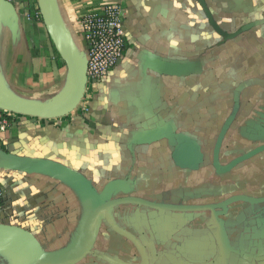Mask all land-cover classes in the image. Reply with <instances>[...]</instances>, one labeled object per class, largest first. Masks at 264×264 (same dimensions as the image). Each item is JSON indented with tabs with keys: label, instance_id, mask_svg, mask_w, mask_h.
Instances as JSON below:
<instances>
[{
	"label": "crops",
	"instance_id": "crops-1",
	"mask_svg": "<svg viewBox=\"0 0 264 264\" xmlns=\"http://www.w3.org/2000/svg\"><path fill=\"white\" fill-rule=\"evenodd\" d=\"M107 2L121 61L69 114L0 128V223L39 264H264V0H50L83 67L80 18ZM28 5L0 0V94L61 106L71 77ZM30 262L0 235V264Z\"/></svg>",
	"mask_w": 264,
	"mask_h": 264
},
{
	"label": "water",
	"instance_id": "water-1",
	"mask_svg": "<svg viewBox=\"0 0 264 264\" xmlns=\"http://www.w3.org/2000/svg\"><path fill=\"white\" fill-rule=\"evenodd\" d=\"M39 13L47 33L54 45L60 58L63 60L69 71L72 81V92L69 101L61 106L40 105L21 100L8 99L0 94V110L19 115H27L39 118H58L63 117L73 111L79 104L86 84L85 66L83 67L75 53L65 40L60 28L55 22L50 0H37ZM126 201L146 204L157 207V204L149 203L140 198H126ZM120 201V200H117ZM0 235L16 238L23 242L30 250V264H39L41 259L40 248L33 236L26 230L19 227L0 223Z\"/></svg>",
	"mask_w": 264,
	"mask_h": 264
},
{
	"label": "built area",
	"instance_id": "built-area-1",
	"mask_svg": "<svg viewBox=\"0 0 264 264\" xmlns=\"http://www.w3.org/2000/svg\"><path fill=\"white\" fill-rule=\"evenodd\" d=\"M79 23L82 38L86 43V81L102 79L121 61L126 50L122 8L117 2L104 3L88 9ZM7 124L6 119L1 120L0 128H5ZM3 194L0 183V206Z\"/></svg>",
	"mask_w": 264,
	"mask_h": 264
},
{
	"label": "trees",
	"instance_id": "trees-1",
	"mask_svg": "<svg viewBox=\"0 0 264 264\" xmlns=\"http://www.w3.org/2000/svg\"><path fill=\"white\" fill-rule=\"evenodd\" d=\"M27 9H28V12L31 15V17H35L37 15V17L42 21V18H41V15L39 13V9H38L37 6L31 7V6L28 5L27 6ZM2 113H3V117H5L6 120H7V123H8L7 126H8L9 123H10V116H11V114L8 113V112H6V111H3Z\"/></svg>",
	"mask_w": 264,
	"mask_h": 264
},
{
	"label": "bare ground",
	"instance_id": "bare-ground-1",
	"mask_svg": "<svg viewBox=\"0 0 264 264\" xmlns=\"http://www.w3.org/2000/svg\"><path fill=\"white\" fill-rule=\"evenodd\" d=\"M64 92V91H63ZM64 94V93H63ZM65 97H66V95H65ZM67 98H68V96H67ZM64 100H62V102H63ZM65 101H66V99H65ZM68 101V100H67ZM60 104V103H59ZM51 105V104H50ZM53 105H54V103H53ZM58 105V104H57Z\"/></svg>",
	"mask_w": 264,
	"mask_h": 264
}]
</instances>
